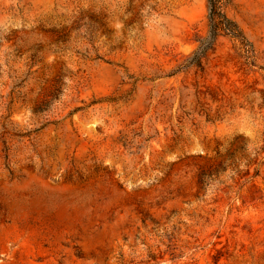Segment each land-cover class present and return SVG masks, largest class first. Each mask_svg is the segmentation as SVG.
Returning a JSON list of instances; mask_svg holds the SVG:
<instances>
[{"label":"rangeland","instance_id":"1","mask_svg":"<svg viewBox=\"0 0 264 264\" xmlns=\"http://www.w3.org/2000/svg\"><path fill=\"white\" fill-rule=\"evenodd\" d=\"M224 11L251 61L198 67L208 0H0V264H264V0Z\"/></svg>","mask_w":264,"mask_h":264},{"label":"trees","instance_id":"2","mask_svg":"<svg viewBox=\"0 0 264 264\" xmlns=\"http://www.w3.org/2000/svg\"><path fill=\"white\" fill-rule=\"evenodd\" d=\"M231 5V0H208V19L210 21L209 37L203 39L192 59L191 64L201 66L202 58L212 48L218 33L222 32L231 38L237 40L242 46L246 58L251 61L253 48L243 31L230 19L224 8ZM252 64V62H250Z\"/></svg>","mask_w":264,"mask_h":264},{"label":"bare ground","instance_id":"3","mask_svg":"<svg viewBox=\"0 0 264 264\" xmlns=\"http://www.w3.org/2000/svg\"><path fill=\"white\" fill-rule=\"evenodd\" d=\"M21 221H23V222H29V221H33V222H40V223H46V222H49L50 220H48V219H29V218H21L20 219ZM53 222L55 223V224H57V221L56 220H53ZM53 226H55L54 224H53Z\"/></svg>","mask_w":264,"mask_h":264}]
</instances>
